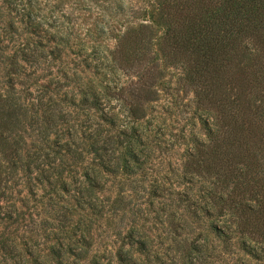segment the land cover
Here are the masks:
<instances>
[{"label": "rangeland", "instance_id": "1", "mask_svg": "<svg viewBox=\"0 0 264 264\" xmlns=\"http://www.w3.org/2000/svg\"><path fill=\"white\" fill-rule=\"evenodd\" d=\"M159 1L0 2V27L9 18L17 20L15 29H5L7 41L1 43L6 51L0 52V82L5 72L17 69L9 64L14 52L29 48L31 59L21 63L19 82L32 87L35 98L34 111L24 112L19 128L7 132L12 144L23 136L19 143L31 155L24 163L34 174L30 179L28 173L2 171L12 179L8 195L19 206L20 220L0 219V264H125L119 256L133 258V264H247L238 245L218 240L212 220L193 215L185 200L186 193L200 187L187 182V148L205 131L193 90L180 79L178 64L169 63L161 50ZM23 19L33 24H23ZM141 25L151 27V44L144 52L155 56L159 78L153 88L156 100L147 105L143 119L133 122L124 117L121 97L130 96L134 78L118 69L109 77L101 66L121 36ZM52 35H61L59 44ZM88 85L106 86L105 112L122 118L116 127L83 103ZM244 104L250 107L247 113L258 111L255 115L264 119L263 92L253 90ZM95 129L112 137L105 167L85 151ZM257 134L243 181L260 184L264 127ZM138 136L143 137L133 152L129 146ZM70 143L74 154L65 150ZM40 168L50 172L41 175Z\"/></svg>", "mask_w": 264, "mask_h": 264}, {"label": "trees", "instance_id": "2", "mask_svg": "<svg viewBox=\"0 0 264 264\" xmlns=\"http://www.w3.org/2000/svg\"><path fill=\"white\" fill-rule=\"evenodd\" d=\"M0 2L6 3L7 0ZM158 5L159 22L164 28L161 50L169 63L178 64L180 79L193 90L195 108L200 112L198 118L205 131L204 138H194L192 146L187 148L184 162V169L190 176L187 182L196 181L200 187L195 192L186 193L185 200L193 207V215L212 220L210 228L218 240L238 245L247 257V264H264V175L260 184L258 181H243L250 173L247 167L252 165L249 161L250 150H253L251 143L260 135L257 131L264 127L261 114L258 117L255 115L258 111L247 113L246 109L250 110V107L244 104V97L251 96L253 90L264 93V86L260 87L264 84L261 70L264 68V0H160ZM152 22L156 23L154 17ZM24 23L33 24L23 19ZM16 24L15 18H9L0 27V52L6 51L1 46L7 41L5 29H15ZM149 29L151 27L141 25L127 30L116 48L105 56L106 65L101 66L109 77L114 69H118L134 78L130 96L121 97L127 108L124 117L133 122L143 119L147 105L156 100L157 92L153 88L159 78V64L155 56L144 52L148 50L146 45L151 44ZM52 36L57 44L62 40L61 35ZM28 50L22 46L14 52L9 64L17 69L9 72L11 75H5V72L6 79L0 82L2 222L20 220L19 206L8 195L12 189L8 182L12 179L3 176L2 171L13 176L19 172L25 176L28 173L30 179L34 174L30 165L24 163V158L31 155L26 156L19 143L23 136L19 134L20 138L14 139L12 144L7 134L9 128L21 123V116L26 115L24 112L34 111L32 87H24L19 82L21 63H28L31 59ZM253 67L257 68L256 72L251 71ZM107 94L106 86L88 85L82 101L98 112L105 124L114 128L122 118L118 112L109 109L105 112L103 105L108 104L104 98ZM142 137H135L128 145L131 151L135 152L134 148ZM111 138L108 131L102 129H95L87 138L85 151L99 160L102 167L111 160ZM71 143L65 149L67 154L75 152ZM120 161L118 157L116 163L120 164ZM49 172L40 168L41 175ZM122 258L119 256L120 262L133 264V258Z\"/></svg>", "mask_w": 264, "mask_h": 264}]
</instances>
